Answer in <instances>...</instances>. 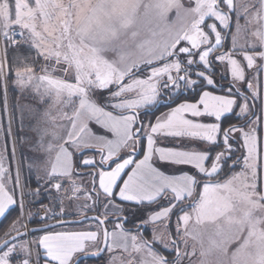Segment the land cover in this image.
<instances>
[{"label": "snow or ice", "instance_id": "obj_1", "mask_svg": "<svg viewBox=\"0 0 264 264\" xmlns=\"http://www.w3.org/2000/svg\"><path fill=\"white\" fill-rule=\"evenodd\" d=\"M5 224L0 264H264V0H0Z\"/></svg>", "mask_w": 264, "mask_h": 264}, {"label": "trees", "instance_id": "obj_2", "mask_svg": "<svg viewBox=\"0 0 264 264\" xmlns=\"http://www.w3.org/2000/svg\"><path fill=\"white\" fill-rule=\"evenodd\" d=\"M13 219L15 218L14 216L12 217ZM8 223H11V220H9ZM8 224H5L3 227H0V235L3 234V232L7 229Z\"/></svg>", "mask_w": 264, "mask_h": 264}, {"label": "crops", "instance_id": "obj_3", "mask_svg": "<svg viewBox=\"0 0 264 264\" xmlns=\"http://www.w3.org/2000/svg\"><path fill=\"white\" fill-rule=\"evenodd\" d=\"M82 183H86V181H82ZM45 202H47V201H45ZM81 203L83 202V201H80ZM66 203H67V201H66Z\"/></svg>", "mask_w": 264, "mask_h": 264}]
</instances>
